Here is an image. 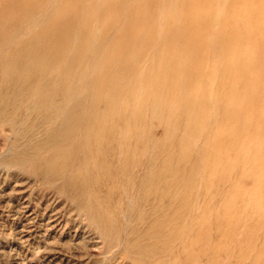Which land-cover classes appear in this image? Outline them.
Returning <instances> with one entry per match:
<instances>
[{
	"label": "rangeland",
	"instance_id": "374dc122",
	"mask_svg": "<svg viewBox=\"0 0 264 264\" xmlns=\"http://www.w3.org/2000/svg\"><path fill=\"white\" fill-rule=\"evenodd\" d=\"M258 1L0 0V264H264Z\"/></svg>",
	"mask_w": 264,
	"mask_h": 264
},
{
	"label": "bare ground",
	"instance_id": "6f19581e",
	"mask_svg": "<svg viewBox=\"0 0 264 264\" xmlns=\"http://www.w3.org/2000/svg\"><path fill=\"white\" fill-rule=\"evenodd\" d=\"M253 1V0H252ZM259 7H258V11H256V13L258 14V17H255V21L251 22V23H255L256 26L252 27L250 26V31L252 32V34L255 33V31L259 28H264V0H259L257 3ZM257 18V19H256ZM250 32V33H251ZM238 67V66H237Z\"/></svg>",
	"mask_w": 264,
	"mask_h": 264
}]
</instances>
